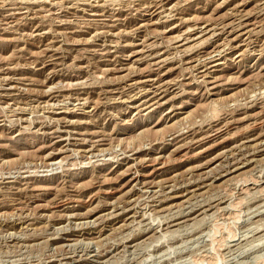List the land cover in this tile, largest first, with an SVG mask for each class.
Here are the masks:
<instances>
[{"label":"rangeland","instance_id":"1","mask_svg":"<svg viewBox=\"0 0 264 264\" xmlns=\"http://www.w3.org/2000/svg\"><path fill=\"white\" fill-rule=\"evenodd\" d=\"M0 264H264V0H0Z\"/></svg>","mask_w":264,"mask_h":264},{"label":"bare ground","instance_id":"2","mask_svg":"<svg viewBox=\"0 0 264 264\" xmlns=\"http://www.w3.org/2000/svg\"><path fill=\"white\" fill-rule=\"evenodd\" d=\"M181 37H182V36H181ZM209 39H210V38H209ZM209 39H208V40H209Z\"/></svg>","mask_w":264,"mask_h":264}]
</instances>
